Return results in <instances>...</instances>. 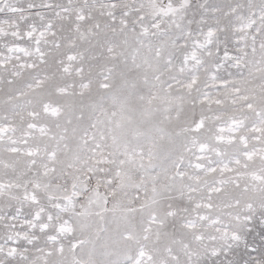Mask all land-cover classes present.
<instances>
[{
  "label": "snow or ice",
  "instance_id": "1",
  "mask_svg": "<svg viewBox=\"0 0 264 264\" xmlns=\"http://www.w3.org/2000/svg\"><path fill=\"white\" fill-rule=\"evenodd\" d=\"M0 264H264V0H0Z\"/></svg>",
  "mask_w": 264,
  "mask_h": 264
}]
</instances>
